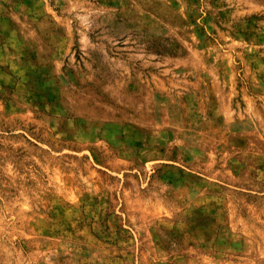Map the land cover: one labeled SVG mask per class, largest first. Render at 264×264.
<instances>
[{
  "label": "rangeland",
  "instance_id": "rangeland-1",
  "mask_svg": "<svg viewBox=\"0 0 264 264\" xmlns=\"http://www.w3.org/2000/svg\"><path fill=\"white\" fill-rule=\"evenodd\" d=\"M0 264H264V0H0Z\"/></svg>",
  "mask_w": 264,
  "mask_h": 264
}]
</instances>
